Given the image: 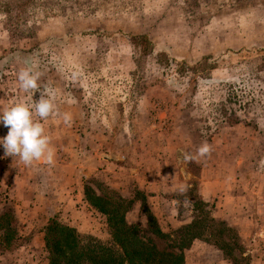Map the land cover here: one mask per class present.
<instances>
[{"label":"rangeland","instance_id":"obj_1","mask_svg":"<svg viewBox=\"0 0 264 264\" xmlns=\"http://www.w3.org/2000/svg\"><path fill=\"white\" fill-rule=\"evenodd\" d=\"M42 91L55 162L0 146V264H49L53 219L106 239L86 187L134 199L144 227L216 219L188 264H264V0H0V112Z\"/></svg>","mask_w":264,"mask_h":264},{"label":"trees","instance_id":"obj_2","mask_svg":"<svg viewBox=\"0 0 264 264\" xmlns=\"http://www.w3.org/2000/svg\"><path fill=\"white\" fill-rule=\"evenodd\" d=\"M138 38L142 37L134 38V43ZM85 197L104 217L107 238L82 234L53 219L45 227L44 237L49 264H186L191 247L201 239L204 223H217L212 217L198 215L191 223L166 232L151 211H146L145 227L129 223L126 215L134 199L109 187L97 193L86 187Z\"/></svg>","mask_w":264,"mask_h":264},{"label":"clouds","instance_id":"obj_3","mask_svg":"<svg viewBox=\"0 0 264 264\" xmlns=\"http://www.w3.org/2000/svg\"><path fill=\"white\" fill-rule=\"evenodd\" d=\"M39 72L31 67H25L18 73V82L24 92L38 89ZM50 94L42 91L38 101L31 104L17 103L0 112V124L8 128L5 137L0 138V146L8 156H18L25 165L43 161L47 165H54V150L51 147L50 137L46 134L44 125L40 122L48 117L58 115ZM39 117V120L36 119ZM66 124L70 123L71 116L63 115ZM211 146L204 144L199 149L200 156L210 154ZM185 159H191L186 155Z\"/></svg>","mask_w":264,"mask_h":264},{"label":"crops","instance_id":"obj_4","mask_svg":"<svg viewBox=\"0 0 264 264\" xmlns=\"http://www.w3.org/2000/svg\"><path fill=\"white\" fill-rule=\"evenodd\" d=\"M235 200H237V199H235ZM205 246H206V245H204V249H203V246H198V247H199L200 250L206 252L205 249H206L207 247H205ZM193 247H195V243H194L193 246L191 247L190 252H191V250L193 249ZM190 252H189V253H190ZM201 254H203V252L200 253L199 257H201ZM222 261H223V259H220V260L218 259V261L215 259V260H213L211 263H212V264H224V263H222ZM186 264H188V262H187Z\"/></svg>","mask_w":264,"mask_h":264}]
</instances>
